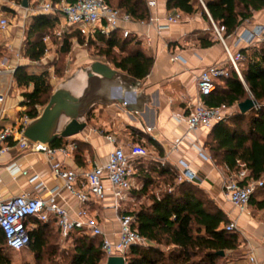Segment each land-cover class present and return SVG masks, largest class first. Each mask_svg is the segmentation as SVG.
I'll return each mask as SVG.
<instances>
[{"label":"trees","instance_id":"trees-1","mask_svg":"<svg viewBox=\"0 0 264 264\" xmlns=\"http://www.w3.org/2000/svg\"><path fill=\"white\" fill-rule=\"evenodd\" d=\"M106 1L130 14L135 21H147L150 17L145 0ZM166 8L177 9L186 15L200 13L220 29L225 40L253 11L264 8V0H166ZM57 21V17L50 14L29 16L24 44V54L28 59H41L45 50L42 37L54 28ZM86 37L80 29L73 28L64 36L63 51L70 49L73 38L80 43L86 39L98 41L105 46L103 52L115 69L135 79H143L148 74L153 58L140 49L134 36L123 37L116 29L108 36L97 33L93 38ZM211 43L206 41L203 45ZM240 52L244 56L241 67L243 80L233 70L230 71L228 77L216 83L204 101L209 107L231 106L251 95L258 107L246 113L235 112L213 125L203 146L215 164L230 170H238L243 164L247 171L245 183L259 180L264 175V41ZM13 78L17 87L28 88L31 85L30 90L21 93L20 104L24 110L20 114L36 118L51 95L48 73L28 71L25 65H19L13 72ZM148 141L157 145L152 138ZM60 143L61 139H56L50 146L57 147ZM154 168H157L155 176L160 178L158 184L161 182L168 189L149 194L148 204L129 212L133 216L132 227L145 237L148 244L131 246L125 253L126 264H229L240 260L238 233L225 229L230 220L210 195L197 183L184 181L177 184V171L166 164ZM152 182L153 179H148L141 191L145 193ZM171 185L173 188L169 191ZM263 189L264 186L257 188L250 197L249 202L258 209L264 208V197L258 200L254 194ZM57 232L51 227V221L37 222L29 231L28 248L34 264H102L105 257L99 237L73 230L67 237L71 240L69 248L64 252L57 249ZM6 248L4 242H0V264H10L9 255L4 251ZM220 251L224 254L220 255Z\"/></svg>","mask_w":264,"mask_h":264},{"label":"crops","instance_id":"crops-1","mask_svg":"<svg viewBox=\"0 0 264 264\" xmlns=\"http://www.w3.org/2000/svg\"><path fill=\"white\" fill-rule=\"evenodd\" d=\"M148 1H153L155 4L148 6ZM33 2L35 1H27V6ZM145 2L150 17L159 18L160 23L164 22V17L181 12L177 9H167L166 0H145ZM183 15L180 22L164 27L160 32L153 24L137 22L120 24L121 28L131 31L130 35L139 41L140 49L153 58L151 68L143 79H135L115 69L108 62L111 68L129 78L123 80L121 77H116L111 82L106 81L108 103H98L90 108L86 116L87 125L80 133L57 138L61 139L60 146L71 141H74L76 145L70 157L58 155V158L65 166L78 167L79 170L90 169L94 164H102L107 159V153L113 148L112 144L106 142L105 135L112 133L119 143L124 145L139 143L148 149L147 157H139L134 162L135 180L141 184V187L148 179L156 175L155 169L157 168L154 167L161 164L158 159H163L164 164L176 171L179 161L186 162L196 172L195 183L210 195L226 213L228 219L235 221L238 227L236 232L240 240L242 255L240 260L229 264H253L249 260L250 256L254 257L255 264H264V208L258 209L249 203L245 211H239L229 203L222 189L224 165L215 164L213 160H204L197 153L200 146L204 148L203 144L209 130L201 127L188 130L185 121V116L192 103L198 99L196 77L199 72L213 63L226 65L224 46L232 51L253 46L248 45L243 37H247L248 32H253L258 28L264 29V8L253 11L252 15L223 42L214 33L213 22H209L200 13ZM56 17L58 21L55 26L62 24L63 20L60 16ZM118 32L121 34L120 30ZM206 41L212 43L204 46L203 43ZM257 43H259L258 40L254 39V44ZM13 44L17 45L18 41H14ZM176 55L181 59L173 60L172 58ZM73 74L77 78L84 76L83 73ZM72 76L64 78L63 81ZM112 86L116 87L112 93L114 98L126 97V105L130 107V111L126 110L124 105L111 101L110 87ZM28 88L30 90L31 85ZM21 100V95L16 97L15 102L7 96L5 106L11 113L8 122H12L15 115L18 116L23 112L24 106L20 104ZM146 126L153 128L147 132L144 130ZM148 138H152L157 145L151 144ZM176 141H179V144L174 149L171 145ZM148 158L153 161L152 165L146 167L140 165V159L147 160ZM13 161L26 169L28 175L11 174L5 166ZM32 174H38L44 184V188L39 192L34 191L32 184L28 182V177ZM104 184L106 186L105 198L101 201L92 199L84 204L83 208L98 219L107 235L115 238L119 223L116 213L110 207L109 183L105 180ZM150 185L152 183L148 184V187ZM55 187H58V192L55 194L57 201L68 210L72 217H75L81 205L72 197H68L65 201L62 200L63 196H67L63 189V181L52 175L48 157L44 153L31 150L20 153L12 149L0 156V199H6L22 192L46 196ZM255 194L256 199L263 198L264 189L258 190ZM136 195L138 193L135 194V190H131L128 199L121 202L120 212L129 214L133 211L129 207L136 204ZM51 227L58 231L53 221H51ZM57 237V242L71 241L67 238L62 239L59 231ZM103 261L105 264L106 258Z\"/></svg>","mask_w":264,"mask_h":264},{"label":"built area","instance_id":"built-area-1","mask_svg":"<svg viewBox=\"0 0 264 264\" xmlns=\"http://www.w3.org/2000/svg\"><path fill=\"white\" fill-rule=\"evenodd\" d=\"M148 6H153V1H148ZM11 10L22 13L23 19L37 14H50L60 16L62 24L68 28H78L86 36L91 37L97 33L108 36L113 30H120L123 37L131 34L127 28H121V23L153 24L158 32L164 27L180 22L184 15L181 12L164 17V22L160 23L159 18L149 17L147 21H135L130 14L112 7L106 0H59L52 2L47 0L39 7L32 8L23 5H9ZM0 5V31L7 30L9 23L5 17V12ZM8 11V10H7ZM216 37L223 42L220 29L213 23ZM141 36V35H137ZM148 37H146L147 39ZM248 45H254V39L258 42L264 41V29L258 28L253 32H248L247 37H243ZM147 42L149 40L147 39ZM226 65L213 63L203 68L196 77V87L198 99L192 103L185 121L188 130L197 128L210 129L219 121L224 120L235 112H239L237 104L226 106L209 107L205 104L204 97L212 93L216 82L228 77L230 71H234L243 80L241 67L244 60L240 50L232 51L224 46ZM173 60L181 59L174 56ZM14 71V70H11ZM3 74L0 70V77ZM13 73H7L12 75ZM0 79V156L16 149L22 153L26 150L44 153L48 157L51 173L54 177L63 181V189L68 197L75 198L81 207L77 210L75 217H72L68 210L56 199L58 187L53 188L48 195L41 196L37 193L22 192L18 195L6 199H0V242L12 251H21L28 247L30 237L29 231L33 229L37 222L46 223L53 221L58 228L62 239H66L70 232L79 230L93 237H99L101 250L104 257L120 255L125 258L126 251L134 245L147 246V240L136 228L132 227L133 216L120 212L121 202L128 199L131 190H139L140 183L135 180L134 162L139 157H147L148 149L139 143L124 145L116 141L112 133L105 135L106 142L113 145L107 153V159L102 164H94L90 169L79 170L78 167H67L63 164L58 155L70 157L76 148L74 141L66 145L52 147L38 142H32L23 135V131L32 120L26 113L14 116L12 122H8L11 116L5 102L8 90L2 87ZM258 105L256 106V108ZM40 110V107L37 106ZM21 112V111H20ZM22 113V112H21ZM152 126L144 127L150 132ZM179 141L172 143V148L176 149ZM198 156L204 160L212 161L208 152L200 146ZM164 164L163 159H158ZM175 182L177 184L184 181L195 183L196 172L192 170L184 161H179ZM222 175V189L229 203L239 211H245L248 207L250 197L254 191L264 185V175L259 180H249L244 183L247 171L240 164L238 170H230L226 166ZM11 174L28 175V171L22 168L17 162H11L5 166ZM79 180H81L79 182ZM109 183L111 192L110 207L116 213L119 223V230L115 238L110 237L102 229L98 219L90 215L83 208V205L94 200H102L106 196V186L104 181ZM28 182L32 184L34 191L39 192L44 188L43 182L38 174L28 177ZM171 188H169V191ZM225 229L227 231H237L235 221H229ZM249 260L255 264L254 257Z\"/></svg>","mask_w":264,"mask_h":264},{"label":"rangeland","instance_id":"rangeland-1","mask_svg":"<svg viewBox=\"0 0 264 264\" xmlns=\"http://www.w3.org/2000/svg\"><path fill=\"white\" fill-rule=\"evenodd\" d=\"M27 1H35L33 4H28V6L32 8H37L44 2V0ZM13 4L22 5V0H0L1 7L6 11L8 10L5 13V17L9 23L6 31H0V70L2 73H6L3 74L0 79H2V87H5V89L8 90V96L12 102H15L14 100L16 97L21 95L23 91L29 89L25 87H17L13 74L7 75V73H13L14 71L11 70H15L19 65H25L28 71H46L48 73V81L52 88V94V92L63 82L64 78L74 75L73 73H84L83 69L87 68L91 63L95 61L108 63V58L103 52L105 46L98 41H87L86 38L88 36L85 38L86 40H83L81 43L75 38L71 39L70 49L67 52H64L62 41L64 36L70 33L73 28H68L61 23L42 37V41L45 44V50L41 59L38 61L28 59L24 54V44L29 16L23 19L21 12L9 8V5ZM14 41H18V44H13ZM115 53H119L117 49L115 50ZM248 97H251V95ZM43 107L41 108V111ZM152 162L153 161L150 158L147 160L140 159V165L145 167L152 165ZM151 179H153L152 185L147 187L145 193L141 191V186H139V190H135V194L136 192L138 193V195H136L137 201L135 205L132 204V206L129 207L131 210L136 211L141 205L148 204L150 201L149 194L153 192L158 194L168 189L167 185H162L161 182L158 184L160 178L154 176ZM172 188L173 186L171 185V189ZM254 197H256V194H254ZM69 245L70 242H57V249L58 251L67 252ZM4 251L9 255L10 264L35 263L33 255L28 247L21 251H12L7 248ZM56 259L61 261L60 258ZM221 263L222 262H218V264ZM102 264H104L103 260Z\"/></svg>","mask_w":264,"mask_h":264},{"label":"water","instance_id":"water-1","mask_svg":"<svg viewBox=\"0 0 264 264\" xmlns=\"http://www.w3.org/2000/svg\"><path fill=\"white\" fill-rule=\"evenodd\" d=\"M23 6H27V0H23ZM83 72L82 78L73 75L52 92L40 114L25 127L23 135L27 139L50 145L57 138L80 133L87 125L86 116L90 108L98 103H108L106 81L111 82L116 77L123 80L129 78L101 61L91 63ZM117 87L121 89L120 86ZM115 88L110 87L111 101L124 105L125 109L130 111V107L126 105V97L114 98L112 93ZM257 105L254 98L248 97L239 102L237 107L240 113H246ZM219 254L223 255L224 252L220 251ZM105 264H126V261L123 256L115 255L107 257Z\"/></svg>","mask_w":264,"mask_h":264}]
</instances>
